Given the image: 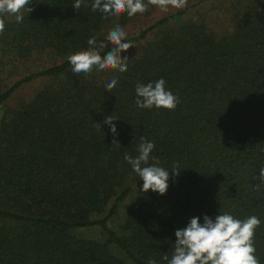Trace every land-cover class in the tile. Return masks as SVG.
Listing matches in <instances>:
<instances>
[{"label": "trees", "instance_id": "obj_1", "mask_svg": "<svg viewBox=\"0 0 264 264\" xmlns=\"http://www.w3.org/2000/svg\"><path fill=\"white\" fill-rule=\"evenodd\" d=\"M204 1L170 7L127 36L122 42L138 43L124 56L127 71L88 75L73 73L68 56L141 13L105 19L93 0L81 10L74 0H30L22 23L0 14V264H167L177 229L223 213L260 219L255 255L264 264V183L256 179L264 168V0H213L220 30L208 25ZM44 51L52 62L10 78L11 66ZM161 78L176 108L137 107V83ZM37 79L28 97L7 103ZM110 115L115 134L104 123ZM141 137L155 145L149 164L156 157L169 171L163 195L142 191L124 159L139 155ZM131 193L112 227L110 215ZM87 227L99 235L77 234Z\"/></svg>", "mask_w": 264, "mask_h": 264}, {"label": "clouds", "instance_id": "obj_2", "mask_svg": "<svg viewBox=\"0 0 264 264\" xmlns=\"http://www.w3.org/2000/svg\"><path fill=\"white\" fill-rule=\"evenodd\" d=\"M188 0H93L92 11H100L104 18L109 16H119L127 13L129 17L137 13L147 11L149 5L157 6L162 11H167L169 7L182 9L186 7ZM30 0H0V14L14 15L17 23L23 22L22 10L27 8L28 13L32 11L29 7ZM84 0H74L72 7L74 10H81ZM5 29V20L0 16V33ZM128 33L120 26L116 25L104 37L108 43L114 45L110 52L101 56V52L108 47L102 40L99 42L95 37H90L87 44L88 50H80L68 56L71 64V71L77 75L90 74L93 68L99 71L107 69H118L120 72L127 71V57H121V51H127L133 44L122 42L127 39ZM128 41V40H127ZM117 84L116 79H112L106 84V89L111 91ZM136 105L139 108H165L174 110L178 103V98L165 88L163 78L156 82L136 85ZM2 114V113H0ZM112 115L106 116L104 123L108 124L112 133H116V126L113 123ZM100 126V124L98 125ZM116 142V140H113ZM155 145L141 137L138 147L139 155L133 158L125 154L127 161L133 171L143 180L142 191L152 190L163 195L168 189L169 171L159 166L156 157L151 159L154 163L149 164L150 154ZM175 174L179 171L173 170ZM264 183V168L259 171L256 177ZM261 224L260 219L253 215L243 220L235 218L228 213L219 214L213 220L208 215H204L203 223L200 217H192L186 227L175 231V247L171 258L167 255L162 257L167 264H260L255 252V230ZM147 264H157L155 259H149Z\"/></svg>", "mask_w": 264, "mask_h": 264}, {"label": "rangeland", "instance_id": "obj_3", "mask_svg": "<svg viewBox=\"0 0 264 264\" xmlns=\"http://www.w3.org/2000/svg\"><path fill=\"white\" fill-rule=\"evenodd\" d=\"M190 1H193V0H189L188 3ZM217 3H218L217 1L205 0L203 3L199 4V6L201 7L207 6L206 7L207 8L206 20H207L208 25H210L214 30H220L224 26L222 23V14L220 12L219 5L212 6V4L217 5ZM208 7H211V8H208ZM169 9L167 11H162L159 7L156 6L155 11H152L149 15L148 13L147 14L142 13L135 20L130 21L126 23L125 25H120V24H116L115 22H112L106 27L105 29L106 33L103 35L102 41L108 44V41H106L104 37L116 25H120L128 33V36H130L134 34L135 32H137L145 24L149 23L150 21H153L154 19H156L157 17L165 13H168ZM132 44L133 45L127 51H121L120 53L121 57L126 56L125 54H136L138 43L132 42ZM31 59L28 60L27 62H17L19 63L17 68L11 66L9 68V71L12 70L14 71V73L9 72L10 78H13V77L15 78V76L17 75L16 73L19 71H20L19 73H21L23 69H25L26 71L27 69L41 68L54 60V58L51 55H49L47 51L37 53ZM41 82H42L41 79H37V80L23 83L11 94V96L7 99V103L9 105H13L17 101V99L28 97L31 91L34 88H36ZM134 196H135L134 193L127 195V197L123 200L121 207L117 209L113 214L110 215L108 221L112 227H116L120 223L121 218H122V212L124 210V206L126 202L134 198ZM77 234L85 235V236H95V237L99 235L98 230L95 227H91V228L87 227L81 230L79 229L77 230Z\"/></svg>", "mask_w": 264, "mask_h": 264}]
</instances>
